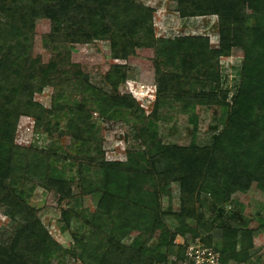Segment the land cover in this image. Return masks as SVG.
<instances>
[{
	"label": "trees",
	"instance_id": "trees-1",
	"mask_svg": "<svg viewBox=\"0 0 264 264\" xmlns=\"http://www.w3.org/2000/svg\"><path fill=\"white\" fill-rule=\"evenodd\" d=\"M172 1L181 17L216 15L218 46L212 47L207 36L157 38L152 8L136 0H0V204L19 222L15 231L0 229V264H64L68 254L84 264L169 262L182 257L185 245L175 238L185 235V221L193 218L203 230L223 223L221 264L248 258L254 230L227 224L223 214L236 191L253 186L264 191V0ZM38 16L51 20L46 38L52 44L105 40L112 58H125L132 43L153 47L157 96L152 116L167 100L187 113L197 105L226 108L221 128L218 122L212 126L218 129L212 142L162 141L135 99L118 93L125 75L121 64H111L98 85L88 73L58 72L59 54L46 63L33 57V20ZM234 46L243 48L244 57L229 97L218 59ZM45 85L54 93L43 116L34 94ZM93 110L103 119L133 121L137 144L124 160L105 158L99 128L91 120ZM21 115L33 117L35 128L50 137L68 135L70 152L59 145L17 144ZM37 176L56 199L60 231L72 229L77 221L91 229L83 239L71 231L74 247H63L27 201ZM172 182L180 191L176 212L162 206ZM204 193L215 212L208 221L196 211ZM86 196L96 200L94 210L85 206ZM132 229L138 231L133 237ZM159 229L161 237L151 244ZM202 240L212 245L210 235Z\"/></svg>",
	"mask_w": 264,
	"mask_h": 264
},
{
	"label": "rangeland",
	"instance_id": "rangeland-1",
	"mask_svg": "<svg viewBox=\"0 0 264 264\" xmlns=\"http://www.w3.org/2000/svg\"><path fill=\"white\" fill-rule=\"evenodd\" d=\"M152 8V26L157 38H173L177 36H207L212 47L219 44L218 17L216 15H198L191 17H181L176 9V4L172 0H136ZM253 4H248V12H253ZM52 23L47 17H35L33 20V44L32 55L39 57L46 63L59 54V62L55 69L60 73H88L90 80L98 85H102V78L111 64H121L124 67V80L118 85V93L130 95L135 99L144 115L148 118L149 126L155 130L165 143H177L180 145H206L210 144L213 134L221 128L226 116V108L216 109L208 106H194V110L184 112L178 103L172 100L160 102L157 109V116H152L153 105L157 96V78L155 66V52L153 47L141 46L132 43L128 47L125 58H112L108 41L97 40L92 43H59L52 44L46 38L51 33ZM244 50L242 47L234 46L228 55L220 56L218 59V69L221 74L223 89L229 91V97L235 91L239 82L241 63L243 62ZM126 81L134 84L137 91L135 95L131 93ZM54 88L45 85L41 92L34 94V100L39 103L41 114L44 116L51 106V99ZM149 93V94H148ZM151 96L146 97L145 95ZM152 94V95H151ZM216 109V110H215ZM91 120L97 125L100 131L102 150L107 160H124L127 150L134 148L137 144L132 131L133 121L103 119L99 112L92 111ZM218 122L219 128L212 126ZM65 120H60V127L64 128ZM16 143L22 146L35 144L39 148L49 146H60L67 153L70 152L68 146L70 137L66 134L54 133L50 137L42 129L35 128L33 117L21 115L18 119L16 131ZM37 184L29 193L27 201L38 211L43 224L49 233L66 248L74 247L71 231L78 232L79 237H83L91 232V229L80 221L73 222L72 229L65 232L59 229L60 211L52 193L45 190L40 183L41 177L33 178ZM145 186L152 189L153 184L146 182ZM171 195L162 198V206L167 209L171 206L173 211L180 208L179 188L176 183L170 185ZM204 202L201 207H196V211L203 214L206 221L214 216L211 208L210 196L206 193L202 195ZM170 199V200H169ZM85 206L90 210L95 209L96 200L92 196L84 198ZM224 208L223 220L229 225H238L240 228L253 229L252 246L248 249V258L240 264H264V191L256 186L246 191H236L232 195L231 202ZM220 223H215L210 230L200 229L196 218L185 221V235H178L175 243L184 244L195 242L218 249L222 245L223 235ZM15 231L19 228L18 220H12L3 211L0 204V229ZM174 225H171V230ZM138 231L132 229L130 236L133 237ZM255 234V235H254ZM162 230H156L150 243L154 244L161 237ZM211 236L212 245L203 242L205 236ZM241 249L240 244L236 247ZM64 264H84L77 256L68 254L64 259ZM227 264H237L229 260Z\"/></svg>",
	"mask_w": 264,
	"mask_h": 264
},
{
	"label": "built area",
	"instance_id": "built-area-1",
	"mask_svg": "<svg viewBox=\"0 0 264 264\" xmlns=\"http://www.w3.org/2000/svg\"><path fill=\"white\" fill-rule=\"evenodd\" d=\"M126 85L129 87L131 93L135 95L134 91H137V87L135 88L134 84L130 81H126ZM148 94L145 96L147 97ZM156 264H221L220 252L211 246L208 247L199 243L197 240L195 242H189L185 246L182 257L178 259L172 258L169 262H158Z\"/></svg>",
	"mask_w": 264,
	"mask_h": 264
}]
</instances>
